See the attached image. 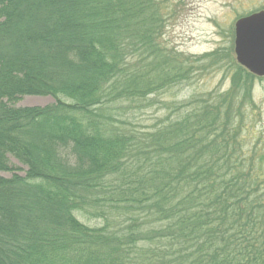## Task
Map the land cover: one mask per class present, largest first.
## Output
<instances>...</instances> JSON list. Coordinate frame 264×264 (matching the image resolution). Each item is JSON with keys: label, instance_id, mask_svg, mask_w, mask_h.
Masks as SVG:
<instances>
[{"label": "trees", "instance_id": "trees-1", "mask_svg": "<svg viewBox=\"0 0 264 264\" xmlns=\"http://www.w3.org/2000/svg\"><path fill=\"white\" fill-rule=\"evenodd\" d=\"M167 3L0 0V264H264L258 77L231 46L165 48ZM220 70L224 91L156 101Z\"/></svg>", "mask_w": 264, "mask_h": 264}, {"label": "rangeland", "instance_id": "rangeland-1", "mask_svg": "<svg viewBox=\"0 0 264 264\" xmlns=\"http://www.w3.org/2000/svg\"><path fill=\"white\" fill-rule=\"evenodd\" d=\"M167 7L168 19L161 35L162 45L178 53L197 57L224 47L231 46L233 50L235 22L249 14L264 10V0H168ZM226 74V70L225 72L220 70L213 75L196 77L191 86L169 89L156 97V101H162L165 105L186 100L190 95H203L212 90L224 91L229 87ZM252 100L255 112L261 113L264 118V78L255 80ZM53 103L51 97L27 96L14 104L17 107H45ZM162 108L163 105L158 104L144 110L136 122L149 125L157 119V122L160 121L164 113ZM9 162L11 167L20 169L18 174L21 175L25 170L11 157ZM0 176L8 178L10 173H0ZM75 215L88 226L101 224V221L89 219L86 215L80 213Z\"/></svg>", "mask_w": 264, "mask_h": 264}, {"label": "water", "instance_id": "water-1", "mask_svg": "<svg viewBox=\"0 0 264 264\" xmlns=\"http://www.w3.org/2000/svg\"><path fill=\"white\" fill-rule=\"evenodd\" d=\"M233 54L249 74L264 78V10L235 22Z\"/></svg>", "mask_w": 264, "mask_h": 264}]
</instances>
